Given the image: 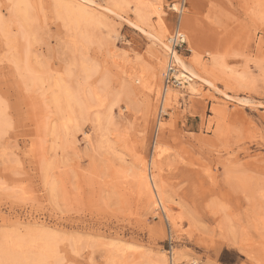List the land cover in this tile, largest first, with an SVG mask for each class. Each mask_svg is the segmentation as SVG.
Returning <instances> with one entry per match:
<instances>
[{"label": "rangeland", "instance_id": "rangeland-1", "mask_svg": "<svg viewBox=\"0 0 264 264\" xmlns=\"http://www.w3.org/2000/svg\"><path fill=\"white\" fill-rule=\"evenodd\" d=\"M159 1L168 37L188 17L180 53L192 55L196 33L217 88H174L164 108L167 58L160 74L157 48L136 27L90 10L100 22L82 43L60 15L75 0H0V249L18 259L0 264H37L29 257L43 236L57 248L46 264H160L173 252L195 264H264V0ZM128 2L119 13L134 20ZM56 82L98 89L101 127L93 107L66 129ZM159 149L152 171L184 233L149 207L138 176Z\"/></svg>", "mask_w": 264, "mask_h": 264}, {"label": "bare ground", "instance_id": "bare-ground-1", "mask_svg": "<svg viewBox=\"0 0 264 264\" xmlns=\"http://www.w3.org/2000/svg\"><path fill=\"white\" fill-rule=\"evenodd\" d=\"M75 1L78 3L77 8L67 6L65 7V9L60 15L62 19L64 20L65 27L71 33L78 36V38L82 41V43L90 42L94 38L93 36L94 26L96 25L98 26L100 22V19L97 16L89 15V13L91 12L90 10H94V9L100 10L101 9L106 14L111 16L113 20L119 19V20L125 21L129 23L130 25L136 27V29H138L142 34H145L147 36V38L152 42L153 46L157 48V50L152 53V58H153L152 60L155 63V67L156 66L159 67L160 74H162V72L164 71L166 58H167V64H168V56L171 51L170 49L171 46L168 42L170 38L168 37V35L170 34V29L168 28V26L166 25L164 21V11H163L161 2L159 0H135V8L133 9L134 20L126 19L123 15L119 13V11L123 10L124 5H127V6L129 5L130 2H128V0H103L104 5L98 4L94 0H75ZM201 7L200 9H202ZM23 19L25 22L28 21V16L24 15ZM154 19H157V21L154 22L153 21ZM187 20H188V17H185L184 19L183 17H181L180 19L179 28H180L181 33H182L181 24L182 23L186 24ZM196 20L197 21L195 23V26H196V30H198L203 26L201 22L199 21L200 19H196ZM17 27L16 29L20 34L22 32L21 31L22 26L19 25L20 28L19 27L17 28ZM6 31L8 35L9 30L6 29ZM10 35L11 34H9V36ZM182 35L185 37V40L187 41V37L183 33ZM195 40H196V48L192 49V55L186 57L182 53H179V52H174L173 55H174V60L177 66L176 76L178 80L181 81L180 87L187 88L189 94L191 95L201 96L202 89L198 88L197 84L201 82H204L205 84L209 86H212V84H210V82L204 78L205 71L203 67L202 57H201V54L199 53L200 52L199 45L201 44V42H199V38L196 33H195ZM9 43H14V42H12V40H9ZM190 52H191V49H190ZM166 69H167V66H166ZM135 81L140 82V79L137 78ZM54 86L60 88V94L55 97L54 101L56 103L58 111L60 112V115H62L63 117H66V122L64 125L66 129H68L69 126H72L73 124H75V122H78V119L84 120L85 118L89 117V115L92 114L93 107L96 108L95 111H97L98 113L97 114V122H98L97 126L101 127L102 124L99 121L101 120L100 118L104 116L102 114L104 112L100 110V107H102L103 102H101L100 93L98 89H88L87 91H84L83 89L76 90L74 89V87L70 85L62 84V86H60L58 82L54 83ZM212 88L213 90L217 91V88L215 86H212ZM178 91L179 90H176L174 88H166V89L164 88V92L161 95L157 86L151 89V92L157 95V98L160 97L161 95V102L162 104H164L163 108L164 106L170 107V103L175 93ZM223 96L225 97V100L228 101L229 96L226 94H223ZM93 101H95V105L92 104ZM96 102H98V104H96ZM228 104H230V102ZM111 111H112V107H110L106 111V113L110 114ZM2 124L3 122H0V134L2 130V126H1ZM160 149L157 152V154L155 153L156 155L153 156L152 160H150L151 163H149L148 169H147V166L144 165L140 173L138 174V176L142 182L143 192L146 195V197L149 199V203H150L149 207L151 209L161 208V210L166 214V217L168 218L169 222L175 229V232L178 233V231H182L180 230V227L183 223V217L180 215H177V213L174 212L175 208L174 206H172V204L169 203V199L167 198L165 191H164V184L162 180L160 178H157V176L153 174L154 171H152V168H155V169L161 168L158 160L160 158V155L163 153V149L162 151ZM34 239L35 240L34 241L32 240V241L37 251L34 253L35 255L33 256L30 255L29 257V259H31L32 262L41 264L44 262V260L56 254V250H57V248L55 247L56 244L54 245V247L56 248L55 249L52 246L53 242L50 241L48 237L43 236L41 238H34ZM28 244L31 245L30 243ZM14 245L16 246L17 249H20L22 247V243L19 240ZM15 254L17 255V252L14 249L9 250L8 248H1L0 249V260L3 263L14 262V260L12 261V257H14ZM171 255L172 257L169 259V262L167 261V259H161L160 264H195L194 261L192 263L184 262L183 258L175 252H173ZM14 259L16 258L14 257ZM21 259L27 260L28 257L25 258V256L24 257L22 256L20 260ZM15 261L17 262L18 259H16Z\"/></svg>", "mask_w": 264, "mask_h": 264}, {"label": "built area", "instance_id": "built-area-1", "mask_svg": "<svg viewBox=\"0 0 264 264\" xmlns=\"http://www.w3.org/2000/svg\"><path fill=\"white\" fill-rule=\"evenodd\" d=\"M179 23L175 28L172 36L169 38V44L171 46V51L168 56L167 69L164 74V88H177L181 86V81L178 80L176 76L177 66L174 60V52H179L183 50H189L188 42L185 37L180 32Z\"/></svg>", "mask_w": 264, "mask_h": 264}]
</instances>
